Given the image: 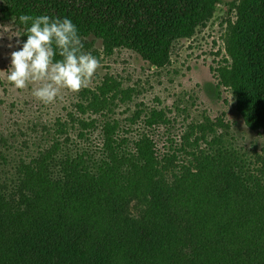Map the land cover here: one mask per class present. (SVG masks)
Returning <instances> with one entry per match:
<instances>
[{
    "label": "trees",
    "instance_id": "1",
    "mask_svg": "<svg viewBox=\"0 0 264 264\" xmlns=\"http://www.w3.org/2000/svg\"><path fill=\"white\" fill-rule=\"evenodd\" d=\"M219 2L0 0V23L15 17L24 35L22 14L68 17L99 59L126 49L162 69ZM232 9L231 61L212 89H229L245 125L264 131V0ZM82 91L78 107L99 118L78 120L76 137L57 121L50 140L14 163L0 150V264H264V158L209 122L189 123L159 157L146 129L171 123L164 110L136 104L125 121L115 117L135 88L109 74ZM139 120L145 128L132 137Z\"/></svg>",
    "mask_w": 264,
    "mask_h": 264
},
{
    "label": "rangeland",
    "instance_id": "2",
    "mask_svg": "<svg viewBox=\"0 0 264 264\" xmlns=\"http://www.w3.org/2000/svg\"><path fill=\"white\" fill-rule=\"evenodd\" d=\"M239 2L220 0L206 26L199 27L193 37L174 44L171 64L165 68L156 69L126 49H117L111 56L102 55L101 65L87 88H95L106 74L122 81L124 88L134 87L129 106H120L115 111V117L122 121L131 116L136 104H143L141 107L146 113L152 109L164 110L171 123L146 129L155 141L159 157L165 153L164 145L168 146L170 139L180 141L189 123L206 125L209 122L216 123L218 133L224 134L227 140L231 139L243 152L258 159L264 158V131H253L245 125L229 89L222 87L216 92L212 89V85L218 83V67L228 66L231 61L227 42L230 27L236 18L234 8H231ZM12 27L18 32L16 27ZM17 39L20 40V37L9 41L6 33L0 40V71L8 70L11 52L18 50L15 47ZM10 43L12 48L8 46ZM96 47L102 49L101 41ZM33 86L17 90L0 72V150L7 155L8 164L14 163L19 156H27L37 146L50 140L57 121L66 123L68 132L76 137L80 128L78 120L99 118L92 112L84 114L78 107L83 102L81 93L84 88L77 93L62 91L53 103L44 104L32 95ZM127 108L131 110L127 111ZM144 128L143 120H139L133 128L132 137ZM98 135L99 132L95 131L96 139L93 138V141L96 144L99 143ZM180 155L181 159L186 157L185 154ZM2 164L0 167H4Z\"/></svg>",
    "mask_w": 264,
    "mask_h": 264
},
{
    "label": "clouds",
    "instance_id": "3",
    "mask_svg": "<svg viewBox=\"0 0 264 264\" xmlns=\"http://www.w3.org/2000/svg\"><path fill=\"white\" fill-rule=\"evenodd\" d=\"M18 20L26 27L24 35L12 30L15 17L12 25H0V40L6 33L9 41L27 36L23 43L16 40L18 50L11 52L8 70L0 71L15 89L34 85L32 95L44 104H51L62 91L77 93L88 87L101 61L84 50L83 38L70 18L22 14ZM8 46L13 47L11 43Z\"/></svg>",
    "mask_w": 264,
    "mask_h": 264
}]
</instances>
